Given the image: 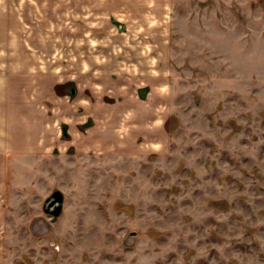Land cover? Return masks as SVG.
<instances>
[{
	"label": "rangeland",
	"instance_id": "rangeland-1",
	"mask_svg": "<svg viewBox=\"0 0 264 264\" xmlns=\"http://www.w3.org/2000/svg\"><path fill=\"white\" fill-rule=\"evenodd\" d=\"M3 122L0 264H264V0H0Z\"/></svg>",
	"mask_w": 264,
	"mask_h": 264
},
{
	"label": "crops",
	"instance_id": "crops-1",
	"mask_svg": "<svg viewBox=\"0 0 264 264\" xmlns=\"http://www.w3.org/2000/svg\"><path fill=\"white\" fill-rule=\"evenodd\" d=\"M3 123H5V122H3ZM17 127H18V125H17ZM18 129H19V137L15 138V141H14V139L11 138L12 136L8 133V131H7L8 126L6 123H5L4 128L2 129V130H5V133L0 129V131H2V136L5 139L4 140L5 142L3 144H0V167H2V170L0 168V178H2V177L5 178V176H6L4 168H3L6 157L13 154V152H14L13 147L10 145V143H13L12 145H14L15 143H18L20 145L23 144V145H27V146H35V145H37V146L43 145L44 146V145H49V143H50L49 142L47 144L46 142H44L42 140L44 137V133H43V136H39V134L35 135L34 133L30 134L31 133L30 132L31 127L29 125H27L26 127L20 125V127H18ZM26 131L28 132L27 136H26V133H27ZM51 143H54V142H51ZM26 150L31 151L30 148H28V147H26ZM4 184H6V180L4 183H0V189L3 188Z\"/></svg>",
	"mask_w": 264,
	"mask_h": 264
}]
</instances>
